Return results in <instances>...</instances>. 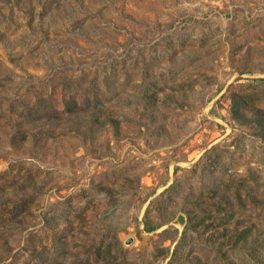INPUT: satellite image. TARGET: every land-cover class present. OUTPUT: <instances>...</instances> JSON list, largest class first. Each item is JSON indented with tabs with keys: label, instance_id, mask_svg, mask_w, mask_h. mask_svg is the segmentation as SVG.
I'll list each match as a JSON object with an SVG mask.
<instances>
[{
	"label": "rangeland",
	"instance_id": "obj_1",
	"mask_svg": "<svg viewBox=\"0 0 264 264\" xmlns=\"http://www.w3.org/2000/svg\"><path fill=\"white\" fill-rule=\"evenodd\" d=\"M261 109L264 0H0V264H264Z\"/></svg>",
	"mask_w": 264,
	"mask_h": 264
},
{
	"label": "trees",
	"instance_id": "obj_2",
	"mask_svg": "<svg viewBox=\"0 0 264 264\" xmlns=\"http://www.w3.org/2000/svg\"><path fill=\"white\" fill-rule=\"evenodd\" d=\"M252 94L255 95L254 93H241L231 100V113L233 115V118L237 119L238 116L239 118H242L241 114L243 113L241 112L240 108L243 106L242 109L246 110L249 104H252V101L250 100V96ZM261 110L262 112L259 111L255 113L254 122L257 124L259 129L264 131V109H261ZM191 228L192 226H191L190 221L184 225V230L181 234L179 245H182L183 243L187 242L191 238V235H192V232L190 231ZM144 229L146 232H152L155 230V228L149 227L146 223H145ZM250 253L254 254V251L251 250ZM175 254H176V250L172 253V258H174Z\"/></svg>",
	"mask_w": 264,
	"mask_h": 264
}]
</instances>
